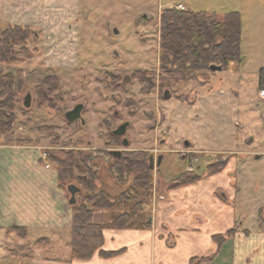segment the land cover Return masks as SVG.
I'll list each match as a JSON object with an SVG mask.
<instances>
[{
  "label": "crops",
  "instance_id": "crops-1",
  "mask_svg": "<svg viewBox=\"0 0 264 264\" xmlns=\"http://www.w3.org/2000/svg\"><path fill=\"white\" fill-rule=\"evenodd\" d=\"M82 1L0 0V25L33 30L39 51L32 62L41 63L43 59V66L51 70H75ZM219 1L222 0H178L176 3L158 0V7L173 8L181 4L209 13ZM232 1L235 3H229L230 7L245 8L246 26L252 32L245 38V49L244 40L241 41V50H245L242 63L255 62L264 53V42L259 41L264 37V0ZM29 43L34 45L32 39ZM262 64L260 70L264 69V61ZM229 69H233L231 74L224 77L221 71L218 77L225 86L224 95L211 92L201 95L194 106H176L179 117H171L170 130L162 142L164 147L181 145L188 154L199 155L197 158L217 157V163L224 164L222 171L171 190L159 191L158 183L148 210L149 228L141 229L138 225L102 231L100 250L121 252L112 258H103L97 251L87 260H71V211L58 189L56 174L49 168H41L37 163L39 155L33 151L0 148V233L8 239L15 236L24 241L16 244L19 248L30 242L35 244L32 253L26 255H16L6 248L5 252L18 264H190L193 259L209 257L212 259L199 264H264L262 210L258 213L262 223H258V215L251 214V219H257V227L247 225L246 214L238 210L242 206L237 203L240 159L254 156L258 160L264 155V111L259 109L264 101L258 95L261 75L260 70L257 76L239 73L240 66L235 65ZM191 123L203 129L197 134L183 133ZM179 129L184 130L181 136ZM176 130L178 135L174 134ZM106 213L109 212H95L93 222L103 225ZM14 227L26 229L27 236L19 238L6 231ZM231 229L232 236L225 238L221 245L214 241L215 236H225ZM39 239L45 240L44 247L36 246ZM60 246L68 251L60 256L46 253Z\"/></svg>",
  "mask_w": 264,
  "mask_h": 264
},
{
  "label": "rangeland",
  "instance_id": "rangeland-1",
  "mask_svg": "<svg viewBox=\"0 0 264 264\" xmlns=\"http://www.w3.org/2000/svg\"><path fill=\"white\" fill-rule=\"evenodd\" d=\"M176 2L178 0H174V3ZM229 3L235 2L232 0L219 1L214 7L215 10L208 12H215L219 16L230 12L239 13L241 41L244 40L243 48L245 49V38L250 37L252 33L246 26L245 8L236 5L232 8ZM158 5V0H83L81 15L78 18L79 50L78 66L75 70H51L43 66V59H40L41 63L32 62L35 57L29 61L26 60L23 64L1 65L0 71L3 73H15L17 70H22L24 89L18 95L13 129L10 133L0 137V148L20 147L19 151L37 153V156L39 155L38 165L46 170L45 165L48 164L49 170L54 172L57 178V165L53 162L54 159L62 160L65 158L64 154L68 152H81L88 155L90 151L106 150L104 144L110 133L127 122L129 125L126 133L121 138L127 140L128 145L108 150L146 152L154 158V162L158 156H162L158 173L156 168L152 170V192L157 191L158 183L159 191H163L168 180L187 172L188 166H191L192 172L200 178H207V168L217 163V157L214 156L215 159L211 160L197 158L199 155L188 154L181 145L179 148L169 144L164 147L162 142L167 138L166 133L170 130L171 119L179 117L177 105L194 106L201 95L206 96L211 92L224 95L225 86L218 79L221 72H211L205 74L206 81L199 75L198 81L170 87L168 89L169 98L164 99V92L167 89L160 88L161 78L156 76L159 64V17L161 12L168 7H158ZM184 7L187 11H205L191 6L184 5ZM259 41L263 43L264 37H261ZM34 47L35 45L28 43L22 57L31 56L30 51ZM243 48L241 54L244 56ZM38 51L39 48L37 55ZM263 61L264 53L260 54L255 62L242 63L239 73L244 71L257 76ZM229 71L230 69L222 71L223 76L231 74ZM137 72L154 73L152 86L142 85L134 78L133 76H138ZM54 76L57 78L58 88L51 95L52 105L42 100L39 104L36 87L42 85L45 78ZM261 85L258 88V95L264 101V97L260 95L263 89ZM44 90L46 91V88ZM26 93L31 95V105L28 109L22 105ZM174 94L187 98L186 101L189 104H184L181 99L173 96ZM77 105L83 106L81 119L68 123L65 114ZM259 109L264 111V106H260ZM187 127L190 128H185L184 132L179 129L180 136L181 132L186 133L187 131V135H190L197 134L203 129L197 123H191ZM177 132L178 130L174 134L178 135ZM43 152L47 154V159L48 154L51 156L50 162L40 159ZM105 161L97 160L94 162L93 169L97 170L99 175L97 182L98 185L100 184L99 188L103 189L114 201L123 192L124 187L118 185L114 176L109 172V164ZM237 169L240 188L237 192V203L238 206H242L238 207V210H244L247 225L252 224L257 227V219H251L250 215L257 216L261 209L264 219V155L258 160H255L254 156L240 159ZM158 175L159 178H155ZM132 179V177L128 179V186ZM73 185L76 186L75 183ZM60 190L66 198L65 204L67 205L70 196L66 187ZM69 207L71 211V206ZM128 209L129 207L126 208ZM123 210L124 208L114 207L106 211L109 213H106L107 219L103 224L108 225ZM44 242L36 246L44 247L46 245ZM16 244H24V241H19L15 236L8 239L0 233V264H18L12 255L5 252V248L11 249L9 251L16 255L32 253V249L35 248V244L31 242L23 245V248H19ZM67 251L68 248L60 246L46 253L60 256Z\"/></svg>",
  "mask_w": 264,
  "mask_h": 264
},
{
  "label": "trees",
  "instance_id": "trees-1",
  "mask_svg": "<svg viewBox=\"0 0 264 264\" xmlns=\"http://www.w3.org/2000/svg\"><path fill=\"white\" fill-rule=\"evenodd\" d=\"M241 36V16L237 12L219 16L215 13L164 9L159 17V64L156 76L161 78L160 88L167 89L165 92L170 93L168 91L170 87L196 81L199 75L206 81L205 74L211 73L210 66H220L222 71H227L232 65L240 66L243 61ZM30 39L36 47L38 39L30 28L0 25V66L23 64L26 60L34 58L37 55L35 47L30 51L31 56L22 57ZM263 72L264 69L260 70V75ZM137 73L138 76L133 77L142 85L152 86L154 73ZM43 88H46V91ZM57 88L58 81L55 76L45 78L42 85L36 87L39 104L42 100L52 105L51 95ZM23 89L22 70H17L15 73L0 71V137L13 129L18 95ZM173 96L181 99L184 104H189L186 101L187 98L178 94ZM122 140L121 137L110 133L105 142L106 150L90 151L88 155L81 152H68L64 154L65 158L62 160L52 158L57 165L58 187L60 189L66 187L67 190V186L75 183L80 189V193L76 195V203L71 206L69 242L71 260H87L97 251L103 258H112L121 253L100 250L103 242L102 231L105 228L121 230L136 228L138 225L141 229L149 228L148 210L154 194L152 170L149 168L151 155L146 152H121L119 157L110 155L108 149L123 146ZM50 159L51 156L48 154L49 162ZM97 160H106L110 174L114 176L119 186L124 187L123 192L114 201L99 188L100 184H97L99 175L97 170L93 169L94 162ZM223 166L224 164L219 163L208 166L206 176L219 173ZM158 170L157 167V173ZM131 177L133 179L128 186V179ZM199 179L200 177L194 172L187 171L172 178L165 184L164 190L193 184ZM114 207L124 208V210L108 225L93 222L95 212L109 211ZM127 207H129L128 210H126ZM258 223H262L260 214ZM6 231L20 238L27 236V230L24 228L14 227ZM233 232L234 230L231 229L225 236H215L214 241L221 245L225 238L232 236ZM43 241L45 240L39 239L35 243L39 244ZM210 259L212 258L193 259L190 264H199L201 261Z\"/></svg>",
  "mask_w": 264,
  "mask_h": 264
},
{
  "label": "water",
  "instance_id": "water-1",
  "mask_svg": "<svg viewBox=\"0 0 264 264\" xmlns=\"http://www.w3.org/2000/svg\"><path fill=\"white\" fill-rule=\"evenodd\" d=\"M114 33H117L116 31H114ZM210 71L211 72H221L222 68L220 66H210ZM169 98V93L166 91L164 94V99L167 100ZM22 105L24 108L28 109L31 105V95L30 93H26V95L24 96L23 100H22ZM83 109L82 105H77L75 106L73 109H71L70 111H68L65 114V118L66 121L68 123H74L77 120L81 119V111ZM82 124H84V122L82 121ZM128 123L125 122L123 124H121L120 126H118L115 130L112 131V134L117 136V137H122L127 130L128 127ZM123 146L126 147L128 145L127 140L123 139L122 142ZM110 155L114 156V157H119L121 154V151L119 150H109ZM161 159L162 156H158L156 159V162H154V158L152 156H150L149 159V168L150 170H154L155 168H157L160 163H161ZM67 192L70 196L69 200H68V205L69 206H73L76 203V195L78 193H80V189L71 184L69 186H67ZM150 222V219L148 220V223Z\"/></svg>",
  "mask_w": 264,
  "mask_h": 264
},
{
  "label": "built area",
  "instance_id": "built-area-1",
  "mask_svg": "<svg viewBox=\"0 0 264 264\" xmlns=\"http://www.w3.org/2000/svg\"><path fill=\"white\" fill-rule=\"evenodd\" d=\"M175 10L177 11H187V9L181 5V4H178L176 6L173 7ZM260 82H261V86H262V90L260 91V95H262L264 97V72H263V75H261V78H260ZM40 159L43 160L44 162H47L48 159H47V154L45 152H43L41 155H40ZM191 163V161H190ZM45 168L48 169L49 168V165L46 164L45 165ZM187 171H193V168L191 166H188L187 168Z\"/></svg>",
  "mask_w": 264,
  "mask_h": 264
},
{
  "label": "flooded vegetation",
  "instance_id": "flooded-vegetation-1",
  "mask_svg": "<svg viewBox=\"0 0 264 264\" xmlns=\"http://www.w3.org/2000/svg\"><path fill=\"white\" fill-rule=\"evenodd\" d=\"M109 151V150H108ZM150 159V158H149Z\"/></svg>",
  "mask_w": 264,
  "mask_h": 264
}]
</instances>
